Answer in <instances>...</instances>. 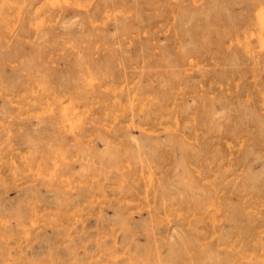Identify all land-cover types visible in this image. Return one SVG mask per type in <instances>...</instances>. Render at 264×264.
<instances>
[{"label":"rangeland","instance_id":"1","mask_svg":"<svg viewBox=\"0 0 264 264\" xmlns=\"http://www.w3.org/2000/svg\"><path fill=\"white\" fill-rule=\"evenodd\" d=\"M0 264H264V0H0Z\"/></svg>","mask_w":264,"mask_h":264}]
</instances>
